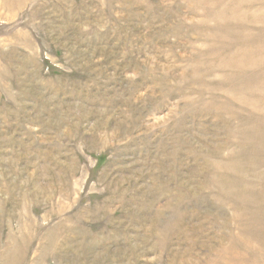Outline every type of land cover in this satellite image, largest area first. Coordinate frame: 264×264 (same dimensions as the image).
<instances>
[{
	"label": "rangeland",
	"instance_id": "rangeland-1",
	"mask_svg": "<svg viewBox=\"0 0 264 264\" xmlns=\"http://www.w3.org/2000/svg\"><path fill=\"white\" fill-rule=\"evenodd\" d=\"M0 264H264V0H0Z\"/></svg>",
	"mask_w": 264,
	"mask_h": 264
}]
</instances>
